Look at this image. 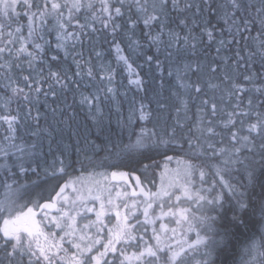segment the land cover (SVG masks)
Returning <instances> with one entry per match:
<instances>
[{"label":"snow or ice","instance_id":"snow-or-ice-1","mask_svg":"<svg viewBox=\"0 0 264 264\" xmlns=\"http://www.w3.org/2000/svg\"><path fill=\"white\" fill-rule=\"evenodd\" d=\"M0 189V264H264V0H0Z\"/></svg>","mask_w":264,"mask_h":264},{"label":"trees","instance_id":"trees-1","mask_svg":"<svg viewBox=\"0 0 264 264\" xmlns=\"http://www.w3.org/2000/svg\"><path fill=\"white\" fill-rule=\"evenodd\" d=\"M124 141L127 142V135L124 136ZM171 154V153H170ZM104 154L101 153L98 157H94L93 158V161L94 163L93 164H89L87 161H85V168H87L89 171L91 170H97L99 168H105V165L108 163V161H104V158H103ZM75 159V157H74ZM157 160H160L162 159V157H157L156 158ZM146 163H151L150 161H146ZM129 167L131 166H128V167H121L119 170H129ZM108 171H112V170H115V169H111V168H107ZM158 171V170H157ZM69 173L72 175V176H77V175H81V169H80V165L77 164L75 166V170L73 169H69ZM87 173L84 172L83 175H86ZM137 174H140L139 172H137ZM143 178V177H142ZM56 181H50L48 183H45L44 182V178L41 177L40 180L37 181V184H39V187H33L35 189H37L36 191L34 192H37L39 194L40 197H43L44 199L48 198L49 195L51 194V189L52 187L55 185ZM33 186V185H32ZM2 193H3V190L0 189V196H2ZM26 196H31L30 194H26ZM193 237H194V234H193ZM198 258V257H197ZM195 261V259H193Z\"/></svg>","mask_w":264,"mask_h":264},{"label":"rangeland","instance_id":"rangeland-1","mask_svg":"<svg viewBox=\"0 0 264 264\" xmlns=\"http://www.w3.org/2000/svg\"><path fill=\"white\" fill-rule=\"evenodd\" d=\"M173 167H175V164L172 165ZM107 169H104V168H99L97 170H95L96 172H102V171H105ZM108 171V170H107ZM159 171V170H158ZM87 176V174L85 175ZM156 180H157V183L159 182V177L158 175L156 176ZM34 186L30 185L29 186V189H28V192L27 194H30L31 196H26L25 195V199H37V198H40L39 194L37 192H34L36 191L37 189L33 188ZM4 195V192L2 193V196H0V198H2ZM192 264H195V261L192 260Z\"/></svg>","mask_w":264,"mask_h":264},{"label":"flooded vegetation","instance_id":"flooded-vegetation-1","mask_svg":"<svg viewBox=\"0 0 264 264\" xmlns=\"http://www.w3.org/2000/svg\"><path fill=\"white\" fill-rule=\"evenodd\" d=\"M47 199V198H46Z\"/></svg>","mask_w":264,"mask_h":264}]
</instances>
